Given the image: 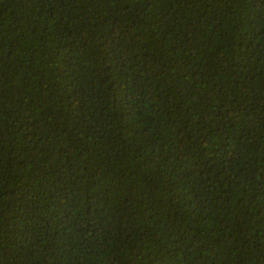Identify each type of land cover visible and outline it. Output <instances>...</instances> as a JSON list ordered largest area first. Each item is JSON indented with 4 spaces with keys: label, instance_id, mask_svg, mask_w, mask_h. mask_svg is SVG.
<instances>
[{
    "label": "trees",
    "instance_id": "obj_1",
    "mask_svg": "<svg viewBox=\"0 0 264 264\" xmlns=\"http://www.w3.org/2000/svg\"><path fill=\"white\" fill-rule=\"evenodd\" d=\"M0 264H264V0H0Z\"/></svg>",
    "mask_w": 264,
    "mask_h": 264
}]
</instances>
